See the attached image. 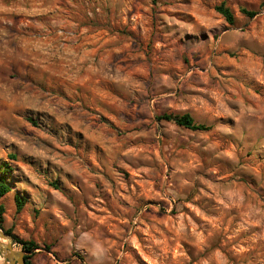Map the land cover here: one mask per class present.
I'll use <instances>...</instances> for the list:
<instances>
[{"label": "clouds", "instance_id": "1", "mask_svg": "<svg viewBox=\"0 0 264 264\" xmlns=\"http://www.w3.org/2000/svg\"><path fill=\"white\" fill-rule=\"evenodd\" d=\"M0 243L264 264V0H0Z\"/></svg>", "mask_w": 264, "mask_h": 264}, {"label": "water", "instance_id": "2", "mask_svg": "<svg viewBox=\"0 0 264 264\" xmlns=\"http://www.w3.org/2000/svg\"><path fill=\"white\" fill-rule=\"evenodd\" d=\"M4 235H5V238L8 239L9 241L12 240L11 236H8L7 234H4ZM11 249H12L11 243L7 245L0 243V250L6 253V259L8 261H11V264H18L17 261L20 260V256L18 253L13 252ZM20 264H23L22 260H20Z\"/></svg>", "mask_w": 264, "mask_h": 264}]
</instances>
